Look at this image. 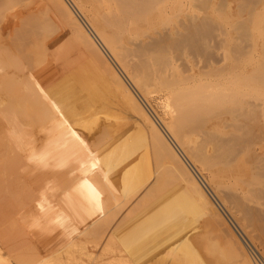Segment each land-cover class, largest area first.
<instances>
[{
    "label": "bare ground",
    "instance_id": "obj_1",
    "mask_svg": "<svg viewBox=\"0 0 264 264\" xmlns=\"http://www.w3.org/2000/svg\"><path fill=\"white\" fill-rule=\"evenodd\" d=\"M262 14L264 0H0V49L20 57L18 70L55 102L88 81L109 98L103 109L112 117L95 114L80 89L78 99L95 113L81 120L90 126L81 134L86 149L61 176L79 177L73 158L84 157L97 166L82 176L94 193L83 190L76 215L29 198L2 201L11 211H0V264H250L203 188L239 232L264 245V38L253 37ZM155 98L161 107L153 115L145 105ZM79 118L68 116L66 125ZM79 140L70 136V153ZM174 197L195 216H182ZM51 227L70 234L50 240Z\"/></svg>",
    "mask_w": 264,
    "mask_h": 264
},
{
    "label": "rangeland",
    "instance_id": "obj_2",
    "mask_svg": "<svg viewBox=\"0 0 264 264\" xmlns=\"http://www.w3.org/2000/svg\"><path fill=\"white\" fill-rule=\"evenodd\" d=\"M215 18H217L216 20H218V21L223 20L222 19L223 17H221V16L216 17V15H215ZM263 19H264V14L261 15V19H259V23L256 24L253 28V33H254L253 37L255 40L259 39V38L260 39L264 38V29H262L264 27L263 22H262ZM36 22L38 23L40 29L44 33L46 32L45 41L46 42L51 41V38H50L51 36L49 37L47 35L48 29H47L46 25L41 23L39 20H37ZM42 25H44V26H42ZM260 55H259V57L261 58L262 55L261 56ZM19 58L20 57L14 55L10 49H5V48L0 49V90L1 91L3 90L2 93H0V116L2 115V117L0 118V199H3V200H0V203L2 204V201H5V200L7 201L10 198L11 199H13V198L16 199L17 197L18 198H24V199L29 198V200L33 203H34V201H37L35 205H38L39 206V207L37 206L38 208L43 207V206L48 208L50 206L48 209L54 208V212H56V214H58V215H61V213L67 214V215H72V214L76 215V213H78L76 210H78L79 213H80V209H81V211L83 210L80 206L75 205V204H79L76 202H77V199H80V196L82 198L83 190L85 191L86 194H87V191L85 190V188H87V190L89 191L88 193H91V194L94 193L93 192L94 189H92V187L90 189L89 188L90 186H86L87 184H84L85 187L82 185V182L85 179L84 177H82L84 175L83 173H86L85 171L91 169V164H88L85 161L86 159L84 157H80V158L77 157L78 159L73 158L74 160L78 161L80 164V166H79L80 169H79V171H77V173L80 172L81 175H79V177H73L75 180L72 179L71 177L69 178V177H64L61 175H63V173H65V172H67L66 170L69 167L70 161H71L70 157L75 156V155H79L82 151H84L86 149V146L83 145V143L86 144V142H83V143L81 142V141H85V136L81 135V134L85 133V131L82 132L85 129H87L86 131H88L90 129L89 128L90 126L87 127L88 120H85L87 122H85V121L82 122L81 120L84 119V117L88 118L90 112L92 110H94V108H91V107H96L95 104L97 105V108H99L100 110L99 109L96 110V108H95L96 113L92 111L93 112L92 114H94V113L97 114V111H99L98 114L100 117L104 116V115L107 117H111V115H110L111 113H109L110 107L108 109L106 108L105 110L103 109V107L104 108H105V106L108 107L109 104H111L110 100L107 96L101 95L102 93L98 89H96L94 87L91 88L90 87L91 84L88 81H84L83 85L81 82L76 81L73 83L74 86L72 85L71 87H69V89H71L73 92L72 91L68 92L69 90H66V92H68L67 95H68V97H70V100H68L66 98L67 96L65 97V96L60 95L59 99H57L56 102H55V100L52 101L48 97L46 87L44 88V85L41 88L39 87L40 83H41L40 80H38L37 78L31 77L29 75H26V74L23 75L21 73V71L18 70V67L21 64L19 61ZM262 58L264 59V57H262ZM7 65H9V66H7ZM24 76H25V78H24ZM30 77H31V79H30ZM24 79H25V82H24ZM22 80H23V82H22ZM11 84H13V85L11 86ZM87 84H88V86H87ZM20 86L22 88L21 90H20ZM26 86H27V88H26ZM83 86H85V87L87 86L90 88H85V91H83L84 90ZM81 88L83 89V90H81L82 91L81 93L83 94L85 92V95L88 94V96L87 95L86 96L88 97V99L90 97L91 101L94 104H92V102L90 100H88L87 98H85V100H82V101H80L78 99V98L82 99V97L84 95L83 94L81 96V94L79 93ZM26 89L28 90V92L26 91ZM19 90H20V92H22V91L23 92L19 93ZM35 92L37 94H35ZM74 93L75 94L79 93V95L76 96ZM99 93L101 96L98 95ZM32 94L35 97H33ZM72 97H73V100L71 99ZM84 97H83V99H84ZM97 97H99V98H97ZM35 98H36V100H35ZM103 98H104V100H103ZM32 99H34L35 104H37V105H35L36 108L34 107V104H33L34 100H32ZM86 99L88 101H90L92 106L90 105L89 102H88V104H89V106H88ZM67 102H68V104H67ZM72 102H74L73 103L74 105L72 104ZM104 102H105V104H104ZM106 103L107 104L109 103V104L106 105ZM160 104H161L160 100L155 98L150 102V106L145 105V107H149V108H147V110L149 112L153 113V115H154V113L160 112V107H161ZM23 106H25V107L23 108ZM19 107H20V109H19ZM66 107H69V108H66ZM87 107H90L91 109L90 108L87 109ZM21 108L23 111L21 110ZM61 108H63V109H61ZM101 109H102V111H101ZM19 110H20V112H18ZM62 111L64 112L65 116H64ZM100 111L104 112L103 115L102 114L100 115V113H101ZM10 112H11V114H10ZM22 112L25 113L26 115H24ZM31 112L34 114L33 116L35 118L32 115L31 116L33 118H29ZM75 112H78V113H75ZM107 112H108V115H107ZM19 113L22 115H20ZM79 113H81V114H79ZM85 114H86V116H85ZM92 114H90V115H92ZM71 115L76 116V117L77 116L80 117L79 120L83 124L79 120H76L75 122H73L74 124L79 123V124L75 125L76 127L66 125L67 124L66 119L68 116H71ZM58 116H59V118H58ZM81 116L83 118H81ZM113 116H114L113 117L114 122H116L123 130H128L130 132V134H132L130 131L131 125H129V123L127 121H124L122 119V116L120 117L119 115H116V113L113 114ZM100 117H98V118H100ZM111 118H108V120H112ZM30 119L33 121L32 124H31L32 121ZM47 119H49V120H47ZM89 120H90V118H89ZM34 123H35V125H34ZM31 126H32V129H31ZM78 126H79V128H78ZM81 126H83V128ZM42 127L45 130L46 134H45V132H43L44 130L42 129ZM37 130H38V132H37ZM79 131H81V132H79ZM26 132H27V134H26ZM73 133H74V137L77 136L78 140L80 139L79 141H76L72 145V147H73L72 152L74 154L70 153V151H68V149L66 147L69 144V138L71 135H73ZM79 134L83 138L81 136H79ZM4 138H5V140H4ZM27 140L29 141V143ZM30 147H31V149H29ZM65 151L68 152V154ZM50 157L52 159H49ZM55 160H57V161H55ZM14 165H15V167H14ZM10 166H12V167H10ZM15 168H17V169L15 170ZM36 168H39V169L41 168L42 171L39 172L38 170H36ZM94 169L96 170L97 166L92 167V169L90 171L93 172V171H95ZM4 172H6V173H4ZM68 176H71V174L69 173ZM80 176L82 178H80ZM55 179H57V181H55ZM35 182H37V183H35ZM62 183H63V185H61ZM37 184H38V186H37ZM81 185L83 186L84 189H82ZM200 185L202 188L205 186L204 182H200ZM47 186H48V188H47ZM61 186L62 187L64 186V188L62 189ZM75 187L78 188V191L81 187V190L76 193L77 189ZM94 188L96 189V187H94ZM74 190H75V192H72ZM203 190L205 191V193L207 192L206 195L209 197L212 204L217 206L216 208L219 207L218 208L219 213L224 217V219L226 218L225 220L228 222L230 229L233 230L232 232L234 234H236L235 235L236 237L238 236L237 239H238L239 243L242 242V244L240 243L241 244L240 246H241V248L244 247L242 251H244L246 253L250 264H264L263 263V261H264V245L260 241L254 239L252 237H245L241 232H239L240 230L234 225V223L231 221L230 218H227L228 216L223 212V210L220 208V206L216 203L212 194L208 191V188L205 186L203 188ZM59 191H61V192H59ZM106 191L108 192L107 189L106 190L104 189L103 193L106 194ZM100 192H101V190H100ZM75 193L77 195L79 193L80 194L77 196ZM73 194H75V196H73ZM86 194H84L83 197H85ZM13 195L15 197H13ZM52 195H54L53 196L54 198L52 197ZM87 195L89 196L90 194H87ZM77 197H79V198H77ZM52 200L53 201L55 200L56 202L54 201L55 203H52L53 202ZM74 201H75V203L71 207V205L73 204ZM178 201H179V199L174 197V203H176L175 206H177L178 212L181 215L183 214L182 216H184V214H186V215L188 214L187 216H189V218H190V216L192 217V215L195 216L194 210L191 208V206L189 207V205L186 204L188 209H190V210H187V213H186V211H184V210H186L187 207L186 206L182 207L185 204H181V202L180 201L178 202ZM39 203H40V205H39ZM46 203H47V205H46ZM53 204H56V206H54ZM179 205H180V207H179ZM9 206L10 205H8V207L3 206L4 208L0 207V211L4 212L3 209L5 211H7L9 209V212H10L11 206L10 207ZM61 206L63 208L62 212H61V209H59V208H61ZM74 207H75V210H74ZM185 207H186V209H184ZM5 208H7V209H5ZM65 208H70L72 210L65 209ZM76 208H80V209H76ZM25 209H26V207H25ZM25 209H23V210L25 211V213H27V211ZM58 210H60V211H58ZM67 210H69V211L67 212ZM188 211L190 213H191V211H193V214L191 213L192 214L191 215ZM30 229H32V230L29 231ZM78 229H79L78 230L79 232L82 231L81 228H78ZM38 230L39 229H37L36 232H38ZM50 230L52 231L51 235H53L52 239H50V240H53V239L62 240V239L67 238L68 235L70 234L68 229H66V228L51 227ZM54 230H55V232H54ZM61 231H63V232H61ZM25 232L28 234L36 233L35 228L26 229ZM58 234H60V235H58ZM54 235H55V237H54ZM246 238H247V240H249V242L246 240ZM202 239L203 240L201 242V246L207 248L209 244L207 243L206 238L204 237ZM0 243H2V242L0 241ZM1 245H0V247H1ZM50 245H52V242H50ZM1 263L4 264V261ZM10 264H11V262H10ZM61 264H70V261L63 260V261H61ZM119 264H131V263L130 262H120Z\"/></svg>",
    "mask_w": 264,
    "mask_h": 264
}]
</instances>
